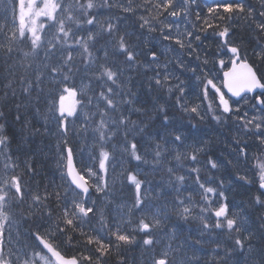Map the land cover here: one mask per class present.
Instances as JSON below:
<instances>
[{"label":"snow or ice","instance_id":"1","mask_svg":"<svg viewBox=\"0 0 264 264\" xmlns=\"http://www.w3.org/2000/svg\"><path fill=\"white\" fill-rule=\"evenodd\" d=\"M259 5L262 10L257 18L255 9L248 6L246 0H223L207 8L208 16L196 12L195 20H192L193 6L199 7L197 0H127V3L120 0H18L17 23V5L14 3L11 29L8 28L7 17L0 23V37L3 38L0 53L8 59H14V54L18 56L10 67V75L16 77L14 69L17 66L23 70L18 77L23 93L30 95L34 87L40 88L48 79L49 100L44 119L46 124L55 121L57 151L66 152V165L62 163L65 157L61 155L58 166L66 167V173H62V176L67 186H58L52 192L47 189L41 192L38 187L35 190L30 188L24 181V173L16 171L20 165L13 160L11 137L6 124L0 123V158L3 160L0 169V264H82L85 260L88 264H104V257L113 252L120 255L125 246L136 243V234L139 233L143 234L145 251L151 253L150 264H174L170 259L173 253L192 245L185 241L174 248L170 242L165 250L157 253L153 239L155 231L162 229L171 215L185 222L198 219L202 225L201 237L205 233L211 235L215 232L217 236L232 241L230 248L225 247L223 241H212L216 244L213 249L216 264H229L234 254H242L245 249L249 254L245 264H264V246L260 248V259L257 260L251 244L256 238V231L261 232V240H264V215L260 217L259 229H255L243 214L244 209L230 211L224 180L217 178L218 184L211 178L202 181V169L196 166L201 163V154L207 157L205 167L209 171H219L224 166L209 155L210 141L193 139L189 143L188 136L174 126V118L169 115L170 98L174 99L171 107L188 114L190 119L203 121L210 117L217 124H223L235 115L237 123L232 152L237 164L255 161L253 167L258 173V187L264 190V73H261L255 61L250 62L247 52L233 39L231 23L233 19L240 20L255 32L252 54L264 64V0H259ZM113 8L133 15L142 10L143 14L137 17L141 36L145 31L149 34L158 32L162 40L177 46L167 47L165 51L183 50L188 57L195 56L200 63L193 66L191 60L186 61L181 55L161 63L157 51H144L139 49L138 43L131 42L132 34L113 22L119 17L101 19L97 11ZM40 18L46 22L38 23ZM177 21L185 24L183 30ZM209 29L220 41L213 54L216 58L211 61V68L207 67L210 63L207 54L201 59L202 49L197 43L201 41V33ZM101 40L104 43L97 48ZM22 44L28 50L19 47ZM94 50H102L103 56L95 55ZM141 56L147 59L141 60ZM222 57L228 58L227 64L231 67L223 72L222 85L218 86L216 80L219 76L213 69L216 64L221 69L226 67ZM142 70L149 90L154 92L151 108L137 106L138 93L133 90L131 73L139 74ZM148 71L152 75L148 76ZM30 72H34V80L29 77ZM81 72L83 75L77 84V76ZM187 72H191L199 81L198 98L202 103L208 102L203 112L201 104H188L186 89L189 84L181 79ZM198 72L201 74L197 75ZM12 85L13 80H9L5 87L12 89L15 96ZM222 87L227 89L230 97L226 98ZM249 93L254 95L249 97ZM232 97L237 99L232 100ZM249 100L254 101L252 108L258 110L260 115L249 118L247 111L240 114L241 102L248 104ZM233 104L237 106L233 108ZM16 108L18 114L15 119L21 121V105H16ZM4 115L0 112V118ZM133 115L137 118L133 119ZM81 118L84 132L92 128L91 148L98 150L99 171L102 173L100 175L87 168L88 176L95 177L91 185L75 169L73 150L67 147L70 132L76 131L70 125ZM157 118L160 119L159 128L149 132ZM27 123L24 121L25 127ZM244 137L255 138L258 154L249 156V145ZM117 152L120 154V172L116 174L115 165H112L110 176L109 162L115 159ZM173 160L176 165L168 166ZM24 164L26 172H34L29 160H25ZM125 164L128 166L125 167ZM185 164L189 165L187 175L195 174L194 183L200 190V202L195 201L191 194L181 198L186 175L178 173ZM227 164L235 167L232 160H228ZM145 165L151 167V173L143 170L142 166ZM158 171L167 173L166 186L176 193L171 208L168 203L160 207L148 203L151 198V190L146 187L151 184L148 177ZM239 179L253 183L246 175ZM117 182L122 190L127 189L131 193L129 200L119 204L110 198ZM92 189L97 194H103L102 205L97 203L99 195L91 199ZM209 194L216 199H210ZM53 197L56 208L49 203ZM252 203L264 210V191H259ZM24 205H27L26 209L22 207ZM113 205L115 215L110 222L107 217ZM14 206L21 209L20 216L24 222L30 219L34 221L36 231L28 232L34 247L25 244V247H32L31 256L26 251L5 247L6 225L10 229L16 223ZM196 207H199L198 215L193 214ZM136 212L141 215L135 227L129 229L126 225L132 224L131 218ZM36 220L48 226L41 231L43 225L35 223ZM94 224H98L99 228ZM86 226L88 231H85ZM77 231L84 238L85 246H95L94 252L79 258H66L59 249L62 244H71L73 238L69 233ZM19 236L17 232V238ZM175 239L173 231L169 234V240ZM11 240L9 231V243ZM194 243L200 245L205 241L196 239ZM220 250H223V256ZM198 260L193 251L191 256L185 254L181 264H197ZM119 264H125V260L120 259Z\"/></svg>","mask_w":264,"mask_h":264},{"label":"trees","instance_id":"2","mask_svg":"<svg viewBox=\"0 0 264 264\" xmlns=\"http://www.w3.org/2000/svg\"><path fill=\"white\" fill-rule=\"evenodd\" d=\"M124 1V2H123ZM120 2L127 3V0H120ZM199 7L193 6V15L190 19L195 20V13L200 12L202 16H208L207 8L213 6L218 2H223V0H197ZM17 5V23H18V0H0V23L4 22V18L7 17L8 28L11 29V20L12 16V7L13 4ZM248 6L253 7L257 13V18L259 11L262 9L259 5V0H246ZM7 8V11H6ZM100 14L101 19L106 17H119V20L113 19L114 23H117L122 30H127L132 34L131 42L138 43L139 49L147 51L149 49H154L157 51L158 55L161 58V63H165L167 59L172 58L176 55H181L186 61L191 60L193 66L200 61L195 60V56L188 57L186 52L183 50H177L174 52H167L165 49L167 47H177L171 44L169 41H164L160 37V34L157 33H147L144 32L141 36V30L138 27L137 17L142 13V10H138L135 15L131 13H124L118 8L108 9H99L97 10ZM227 15V14H224ZM50 23V22H47ZM232 23V37L243 49H247V55L250 57V62L255 61L256 65L260 68L261 73H264V64L253 56L252 50L255 47L256 34L255 32L248 28L240 20L233 19ZM219 30V29H218ZM51 33H49V36ZM137 37H140V40H137ZM47 38V37H46ZM218 37L214 35L213 31L209 29L205 33H201V41L197 42L200 45V55L201 59L207 54L210 60V63L207 67L211 68V61L216 58L214 53L218 49ZM143 41H146L144 43ZM0 42H3V38L0 37ZM104 41L101 40L100 44H97V48H100V45ZM19 47L28 50L25 44L19 45ZM250 49V50H249ZM95 55L102 57L103 51H95ZM43 53H41V56ZM18 58L14 54V59H8L0 53V112H3L4 117L0 118V123H5L11 137V153L13 155V160L20 165L16 170L18 173H24V181L27 182L28 186L35 190L37 187L41 192L47 189L49 192L58 189V186L64 185L66 182L65 178L62 176V173H66V167L58 166V161H60L61 155L65 157L63 164L66 165V152L57 151V139L58 132L55 121H50L47 124L45 123L44 115L47 113L48 108V89L50 87L48 79L44 80L43 85L40 88L34 87L31 91V94H25L22 92V86L19 83L18 77L23 74V70L18 66L14 69L16 72V77L10 75V67L14 65L15 59ZM226 61V67L221 69L219 64H216L213 69L214 73L219 76V79L216 80L218 86L222 85V72L224 69L229 67L227 64V57H222ZM141 60H146L144 56L140 57ZM39 63V60L36 61ZM35 67V65H34ZM171 67V65H169ZM179 74V73H178ZM201 73H197L200 75ZM83 75V72L77 76V84L80 82V76ZM147 75H152L151 71L147 72ZM45 76L47 73L45 72ZM131 76L133 78V90L138 93L137 95V106H143L146 108H151L153 104V95L154 92L149 90L146 82V77L143 70L137 74L132 72ZM29 77L34 80V72L29 73ZM181 79H184L189 87L186 89V99L189 106L193 104H201V111L207 107L206 101L201 102V99L198 98L200 94V88L198 87L199 81L196 80V77L191 73L187 72L181 76ZM9 80H13L12 88L15 89V96L12 95V89L6 88L5 85ZM87 83V81H85ZM95 86V84H93ZM166 95V94H165ZM254 101L249 100L248 104L240 105V114L242 115L245 111L248 112V117L251 118L254 115L259 113L258 110L252 108ZM21 105L19 109V114L22 116L21 121H17L15 118L18 114L16 105ZM26 104V105H24ZM171 104H174V99L170 98L169 106V115L172 116L173 124L176 126L179 131L183 132L189 138V143L193 139L197 140H209L208 152L213 159H217L222 164L223 167L219 171L211 170L209 171L206 165L207 157L201 154L199 165H196L202 169L200 175L201 180L212 179L216 181V184L219 183V179H223L225 182V196L227 197V203L229 205L230 211H239L244 209V215L247 217L248 223L253 225L255 229H259V224L261 223L260 217L264 215V210L260 209L259 206L253 205L252 201L254 197L259 194L258 187V173L257 170L253 167L255 164L254 160H249L248 163L241 161L239 164L236 162L235 153L232 152V149L235 147L234 136L235 126L237 123L236 116L233 115L232 118L227 119L223 124H217L215 121H212L210 117H206L205 120L200 121L199 118L190 119L189 115L182 113L175 108L171 107ZM233 108L237 105L233 104ZM137 117L133 115V119ZM72 120L73 118H69ZM98 119V117H97ZM24 121H27V127H25ZM160 125V119L157 118L149 128V132L158 129ZM71 128H74L76 131L70 132L68 140L69 143L67 147L72 148L73 154L75 156L76 164L79 170L84 174V176L90 180L91 184L94 182L95 177H89L87 174V168H92L93 172H97L102 175L99 171V160H98V150L92 149L91 145L93 143V132L92 128L89 127L87 132L82 130V118L77 119L74 125H70ZM147 139V138H145ZM249 145L248 153L249 156L253 154H258V150L255 147V138L254 137H244L243 138ZM64 147L63 145L61 146ZM111 150V149H109ZM25 160H29L34 168V172H26L25 169ZM232 160V165H228L227 161ZM120 154L117 152L115 154V159L110 160L109 162V174L112 175V165H115V172L118 174L120 172ZM135 163V162H133ZM176 162L173 160L168 166H175ZM128 165L125 164V167ZM189 165L185 164L183 170L178 174L186 175V183L182 187V197H187L189 194L192 195L193 199L197 202H200V190L198 186L194 183V176L187 175V168ZM145 172L151 173V167L148 165L142 166ZM247 176L250 180H253V183H247L241 179L240 176ZM219 178V179H217ZM149 180L151 184L146 187L151 190V198L148 201L149 204L160 207L165 203L169 204L171 208L172 201L175 198L176 193L169 187L166 186V181L168 179L167 173L165 171H158L154 174L149 175ZM109 183H112V180H109ZM216 184L211 186L215 187ZM62 191V189H60ZM99 195L100 199L97 201L98 204H103V194L95 193L92 189L91 199H96ZM131 193L127 189H121L119 182L116 183L113 188V193L110 198H114L115 203H123L129 200ZM50 206L56 208L55 198L53 197L49 202ZM215 206V205H214ZM27 205H24L26 209ZM155 210V208L153 209ZM194 215L199 214V207H196L193 210ZM39 215V214H38ZM115 215L114 205L113 209L109 210L108 219L111 222V217ZM141 213L136 212L133 216L132 224L126 225L129 229L135 227L136 220L140 217ZM127 219V218H126ZM35 223H41V231L43 228L47 227V223H43L40 220H36ZM26 228L30 231H36V227L33 220H28L25 222ZM95 227L99 228L98 224H94ZM202 225L198 219H190L185 222L178 219L175 215H171L167 224L162 228L155 231L153 239L156 241L154 250L158 253L167 248V245L171 242L173 247H178L187 241L192 245L191 248L182 249L180 252H175L170 257L174 261V264H181L187 256H191L193 251L195 255L199 258L197 264H216L213 260V249L216 248V244L212 241L220 240L224 242V246L229 248V245H232L230 240H227L224 236H217L215 232L211 235L205 233L203 237L200 236V230ZM85 231H88L87 226ZM175 232L176 239L170 241L169 234ZM72 236L71 244H62L60 251L68 256H76L77 258L83 256L92 255L94 252V245L85 246L84 238L79 234V232L69 233ZM28 236V235H27ZM29 238V236H28ZM143 234H136V243L125 246L121 250L120 255L113 252L112 255L106 256L103 258L104 264H119L120 259L125 260V264H150V252H146L142 244ZM196 239H201L205 241L200 245H196L194 241ZM31 241V239L29 238ZM32 242V241H31ZM255 251L253 255L257 260L260 259L259 250L264 246V240H261V232L256 231V238L251 241ZM89 249V250H88ZM91 249V252H90ZM220 255L223 256V250H220ZM247 249L244 252L234 254L229 260V264H245L246 257H248ZM95 258V257H94ZM82 264H88V261H83Z\"/></svg>","mask_w":264,"mask_h":264},{"label":"rangeland","instance_id":"3","mask_svg":"<svg viewBox=\"0 0 264 264\" xmlns=\"http://www.w3.org/2000/svg\"><path fill=\"white\" fill-rule=\"evenodd\" d=\"M43 21H44V18H40V20L38 21V23H43ZM177 22L179 23L181 30H183V28L185 27V24L183 22H181V21H177ZM218 42L220 43L219 39H218ZM244 50L247 51L246 48H244ZM226 98H227V96H226ZM206 103H208V102L206 101ZM217 103H218V100H217ZM24 105H26V104H24ZM257 115H259V114H257ZM2 167H3V160H2V158H0V169H2ZM209 198L212 199V200H215L216 199L211 194H209ZM22 207L24 208V206H22ZM14 212L16 213V215L14 216V220L16 221V223H14L11 226L10 229L6 225V231H5V247L6 248H11L13 250L20 249L21 252L26 251V252H28V255L31 256V254H32V247H34V244L28 238L26 239L27 234L25 233L26 231L29 232L30 230L28 229V227L26 229L24 226H23V229L21 228V225H25V222L22 220V218L20 216L21 209L20 208H15V206H14ZM27 224H28V221H27ZM9 231H11V234H12L11 243H9V241H8V232ZM17 232L20 233V236L18 238H17ZM25 244L32 245V247H25ZM231 246L232 245L230 244L229 245V248Z\"/></svg>","mask_w":264,"mask_h":264},{"label":"water","instance_id":"4","mask_svg":"<svg viewBox=\"0 0 264 264\" xmlns=\"http://www.w3.org/2000/svg\"><path fill=\"white\" fill-rule=\"evenodd\" d=\"M226 89V88H225ZM226 91H227V89H226ZM230 96H231V94L230 93H228ZM74 164V163H73Z\"/></svg>","mask_w":264,"mask_h":264},{"label":"bare ground","instance_id":"5","mask_svg":"<svg viewBox=\"0 0 264 264\" xmlns=\"http://www.w3.org/2000/svg\"><path fill=\"white\" fill-rule=\"evenodd\" d=\"M124 2V1H123ZM250 50V49H249Z\"/></svg>","mask_w":264,"mask_h":264}]
</instances>
